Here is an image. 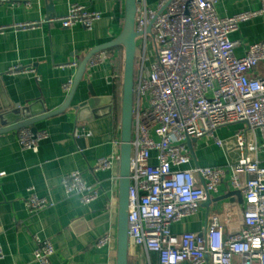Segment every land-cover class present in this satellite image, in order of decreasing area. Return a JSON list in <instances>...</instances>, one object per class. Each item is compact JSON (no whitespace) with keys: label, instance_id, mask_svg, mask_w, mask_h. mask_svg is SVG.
I'll use <instances>...</instances> for the list:
<instances>
[{"label":"built area","instance_id":"2783aa9c","mask_svg":"<svg viewBox=\"0 0 264 264\" xmlns=\"http://www.w3.org/2000/svg\"><path fill=\"white\" fill-rule=\"evenodd\" d=\"M218 2L159 0L151 8L141 0L137 5L129 242L155 253L158 264H264V164L250 155L260 146L264 149V76L252 74L264 62V40L250 44L242 56H237L238 42L230 38L242 23L264 16V0L260 9L227 17L218 15ZM102 16L100 11L74 3L65 15L49 21H58L66 28L79 23L91 29ZM39 24L15 23L0 27V32L6 28L32 29ZM150 43L155 46V56L148 65ZM103 53L92 56L89 64L100 63ZM78 65L76 60L67 64ZM8 72L35 73L36 69L17 64ZM72 85L70 79L64 87L69 91ZM237 122L259 129L261 145L248 143L246 128H239L233 135L240 150L234 164L190 166L189 138L208 136L223 146L216 130ZM75 135H80L79 129ZM45 137L46 131L29 127L18 132L24 149L37 150ZM116 158L119 156L99 158L95 170L112 168ZM227 174L232 190L241 191L243 204L225 203L202 232L173 233L172 224L194 214L212 193L218 192ZM2 175L5 172H0ZM62 185L66 193L78 194L84 204L100 194L78 170L67 175ZM29 191L25 204L30 211L52 205L33 188ZM35 239V260L51 264L55 252L52 241ZM111 240V235L105 234L96 245L102 247ZM3 257L0 247V260Z\"/></svg>","mask_w":264,"mask_h":264},{"label":"crops","instance_id":"0c3cea01","mask_svg":"<svg viewBox=\"0 0 264 264\" xmlns=\"http://www.w3.org/2000/svg\"><path fill=\"white\" fill-rule=\"evenodd\" d=\"M145 1L155 8L159 0ZM74 3L100 11L103 16L91 29L79 23L66 28L58 21H49L65 15ZM261 6V0H219L216 11L220 17H227ZM124 7L125 0H0V27L40 23L32 29L6 28L0 32V101L33 106L34 112L43 108L54 111L64 105L71 92L64 84L70 79L74 84L79 67L67 64L74 60L80 64L93 48L115 39L122 30ZM230 38L238 42L235 54L242 56L250 44L264 40V16L242 23ZM100 52H104L103 60L94 66L88 62L69 106L36 124V131L47 132L37 150L21 147L20 129L0 134V172H5L0 176V247L4 253L0 264H41L34 257L36 237L52 241L55 252L51 264H117L125 52L122 46ZM17 64L33 66L36 72L9 73L8 69ZM252 74L264 76V62ZM90 98H95L93 105L81 106ZM239 128H246L248 143L261 145L260 130L249 128L245 122L221 126L215 134L224 145H217L208 136L197 138L189 148L190 166L234 164L240 157L233 137ZM109 155L119 156L113 167L95 170L98 159ZM250 155L264 164L261 146ZM76 170L87 184L99 189L98 198L91 203L84 204L78 194L66 193L62 185V180ZM229 176L218 192L212 193L211 202H203L194 214L174 222L172 232H202L225 203L240 204L227 196L233 191ZM30 188L52 205L30 211L25 204ZM218 198L222 199L216 201ZM105 234L112 240L98 247L96 241ZM128 264H158V257L130 242Z\"/></svg>","mask_w":264,"mask_h":264},{"label":"water","instance_id":"95a60500","mask_svg":"<svg viewBox=\"0 0 264 264\" xmlns=\"http://www.w3.org/2000/svg\"><path fill=\"white\" fill-rule=\"evenodd\" d=\"M138 0H125L124 22L120 34L112 41L95 47L80 62L73 87L69 94L68 100L54 111H47L43 108L39 112L33 111V106L20 105L12 106L10 103L0 101V134L8 131H17L23 127H31L33 131L37 130L36 124L43 119L62 112L69 106L76 90L78 82L82 79L86 72L90 58L105 49L116 46L124 48V74L122 84L121 97V116H122V143L120 153V181H119V211L117 223V264H128L129 253V226H128V206H129V188L130 179V163L133 138V118H134V77H135V61L137 50V38L139 33L135 29V20L137 13ZM94 96V94H93ZM95 98H90L81 106L93 105ZM195 138H189L187 145L191 149V144ZM227 196H231L233 201L243 204V195L241 191H231ZM222 198L216 199V201ZM209 196L205 201L206 204L211 202Z\"/></svg>","mask_w":264,"mask_h":264},{"label":"rangeland","instance_id":"374dc122","mask_svg":"<svg viewBox=\"0 0 264 264\" xmlns=\"http://www.w3.org/2000/svg\"><path fill=\"white\" fill-rule=\"evenodd\" d=\"M138 42H139V40H138ZM154 50H155V46L150 43L149 51H148V59H150V58L155 56V53L153 52Z\"/></svg>","mask_w":264,"mask_h":264},{"label":"trees","instance_id":"16d2710c","mask_svg":"<svg viewBox=\"0 0 264 264\" xmlns=\"http://www.w3.org/2000/svg\"><path fill=\"white\" fill-rule=\"evenodd\" d=\"M136 68V67H135Z\"/></svg>","mask_w":264,"mask_h":264}]
</instances>
